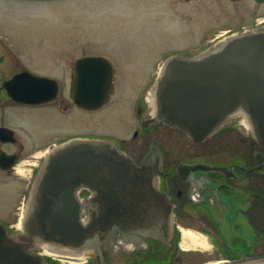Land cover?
<instances>
[{
  "label": "flooded vegetation",
  "instance_id": "1",
  "mask_svg": "<svg viewBox=\"0 0 264 264\" xmlns=\"http://www.w3.org/2000/svg\"><path fill=\"white\" fill-rule=\"evenodd\" d=\"M11 61L21 66L17 54L0 49V232L14 237L23 231L24 208L49 149L73 137L101 139L113 143L138 166L147 164L150 172L158 175V193L152 192L148 182L151 178L144 177V185L138 187L144 189V197L139 200L134 194L129 196L124 203L127 209L123 210L127 217L117 220L109 232L108 244L114 249L112 263L87 253L83 264H264V144L243 117H230L202 140L155 118L148 94L159 77L158 64L142 85L141 96L128 101V118L125 111L118 117L99 118V126L116 119L126 131L134 117L129 138L102 132L67 134L69 129L64 128L73 110L94 114L112 107L122 73L110 60L113 77L109 94L101 107L88 109L72 98L76 61L72 67L65 64L60 74L21 66L9 76L7 63ZM21 73L45 78V82L26 77L13 84L15 88L31 92L37 89L41 94L56 88L54 97L40 103L14 98L7 84ZM62 107L71 109L66 113H70L67 122L59 121V130L39 127L34 112L47 111L61 119L56 108ZM19 110L29 111L16 112ZM10 114L17 115V120H9ZM56 135L64 136L53 140ZM78 189L81 211L87 207L93 215L112 207L113 213H121L118 202L104 201L103 196L95 201L93 190L86 186ZM13 195L18 196V203L10 209L5 201ZM126 242H131L130 249H126ZM29 252L43 256L48 264L65 261L42 248H30Z\"/></svg>",
  "mask_w": 264,
  "mask_h": 264
},
{
  "label": "water",
  "instance_id": "2",
  "mask_svg": "<svg viewBox=\"0 0 264 264\" xmlns=\"http://www.w3.org/2000/svg\"><path fill=\"white\" fill-rule=\"evenodd\" d=\"M76 69L72 98L88 109L101 107L111 87L112 63L105 56L87 55L76 61ZM26 77L45 82L31 73L17 75L7 84L14 98L40 103L54 97L56 88L41 94L13 86ZM151 102L155 118L196 140L238 115L264 144V27L229 34L195 57H169L153 86ZM144 177L151 178L152 192L158 193V175L147 164L138 166L110 141L73 137L55 145L48 150L27 199L23 231L14 237L0 232V264H48L30 248L65 258L93 253L101 262L112 263L109 232L117 220L127 217L123 210L128 197H144V189H138ZM80 186L93 190L95 201L103 196L104 201L118 202L121 213H113L112 207L93 215L87 207L81 211Z\"/></svg>",
  "mask_w": 264,
  "mask_h": 264
},
{
  "label": "rangeland",
  "instance_id": "3",
  "mask_svg": "<svg viewBox=\"0 0 264 264\" xmlns=\"http://www.w3.org/2000/svg\"><path fill=\"white\" fill-rule=\"evenodd\" d=\"M261 20L264 3L255 0H0V49L17 54L21 66L55 74L84 55L109 58L122 73L112 107L94 114L73 110L64 129H69L67 134L102 132L129 138L134 117L126 131L116 119L99 126V118L118 117L123 111L128 118V101L141 96L142 85L162 60L175 54L195 57L213 46L221 33L260 28ZM14 63H7L9 76L22 69ZM65 93L68 96V89ZM70 109L56 108L61 119L42 110L33 114L40 128L59 130V121L67 122ZM16 116L8 118L16 121ZM108 129L112 131H102ZM59 136L64 135L53 140ZM17 203L15 195L5 201L10 209Z\"/></svg>",
  "mask_w": 264,
  "mask_h": 264
},
{
  "label": "bare ground",
  "instance_id": "4",
  "mask_svg": "<svg viewBox=\"0 0 264 264\" xmlns=\"http://www.w3.org/2000/svg\"><path fill=\"white\" fill-rule=\"evenodd\" d=\"M261 22H264L263 20H261ZM225 33H221V35H223ZM85 260L84 257H80V258H69V259H65L66 263L65 264H83V261Z\"/></svg>",
  "mask_w": 264,
  "mask_h": 264
}]
</instances>
